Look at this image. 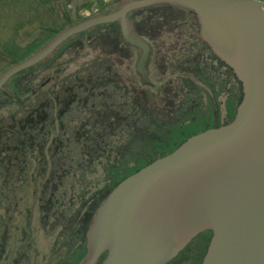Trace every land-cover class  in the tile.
Returning <instances> with one entry per match:
<instances>
[{"label":"water","instance_id":"water-1","mask_svg":"<svg viewBox=\"0 0 264 264\" xmlns=\"http://www.w3.org/2000/svg\"><path fill=\"white\" fill-rule=\"evenodd\" d=\"M115 8L67 25L31 55L0 72V91L18 73L73 36L116 24L137 51L147 80L151 47L130 15L151 7L186 11L197 40L233 74L241 99L233 119L188 137L125 177L99 202L78 264H169L199 235L210 239L199 264H264V2L114 0Z\"/></svg>","mask_w":264,"mask_h":264},{"label":"trees","instance_id":"trees-1","mask_svg":"<svg viewBox=\"0 0 264 264\" xmlns=\"http://www.w3.org/2000/svg\"><path fill=\"white\" fill-rule=\"evenodd\" d=\"M178 11L184 12L190 19L184 10L163 6L140 10L130 15L132 18L136 13L144 14L140 19L133 20L135 32L155 43L153 56L162 58V67L169 74V79L152 95L137 82L133 86L135 91L129 101L130 107L126 109L124 106L121 108L114 97L118 85L116 64L124 48L116 24L95 27L94 30L73 36L50 58L16 74L10 80L6 89L9 88L12 96L22 98L27 95L29 98L17 102L13 113L0 117V210L3 211L0 215V264L29 262L24 251L29 248L31 240L18 247L9 246L12 227L2 226V220L6 218L11 223L14 221L15 217L13 214L9 215V212L21 205L22 194L27 193L30 183V196L36 198L38 203L40 215L37 220L42 225L51 221L56 225V238L62 252L54 264H78L85 253L84 235L90 217L108 192L125 177L173 151L187 137L211 127L206 120L216 111L220 93L226 94L227 83L222 82L218 71L213 67L209 49L190 35L191 30L194 31L191 23L186 26L181 23L180 26L184 16L177 15ZM92 30L97 33L90 34L89 37L88 33ZM167 32L172 39H164L163 35ZM83 40L92 43L90 48L97 52L96 58L85 64L89 66L69 75L56 72V76L51 77L53 84L49 86H57L61 90L58 92L59 100L55 101L58 105L62 95L88 97L85 101L87 104L77 96L70 98L71 106L75 102L88 105L84 106L87 107L84 112L87 118L80 126L74 123L71 132H65L68 138L61 144L62 147L59 146L53 161L55 171L48 170L47 173L33 175L23 172L27 160L36 162L40 159V133L32 123L36 118L33 106L36 103L35 90L40 84L25 90L35 82L31 74L53 65L64 48L71 49L75 45L85 48ZM27 47L24 54H28L31 49V46ZM222 67L225 72L230 71L226 66ZM231 79L232 114L229 120L241 99L240 85L233 75ZM167 84L170 88L164 89ZM71 91L73 92L70 94ZM0 95H3V91ZM101 102H104V107L98 109ZM11 105L15 106L14 103ZM22 107H25V115L21 113ZM22 120L26 122L22 123ZM23 186H27L25 190L22 189ZM26 221L29 219L24 221L28 225L29 222ZM20 230L25 238H29L26 227ZM191 245L193 248H190ZM4 253H7V259L3 261L1 255ZM202 255L199 250H195L194 244H189L169 264H199Z\"/></svg>","mask_w":264,"mask_h":264},{"label":"rangeland","instance_id":"rangeland-1","mask_svg":"<svg viewBox=\"0 0 264 264\" xmlns=\"http://www.w3.org/2000/svg\"><path fill=\"white\" fill-rule=\"evenodd\" d=\"M115 6L114 0H0V72L13 63V61L17 63L31 55L39 48L42 42L52 36L53 32L59 31V29L87 17L108 13L112 11ZM176 13H181L180 17L184 15L182 11ZM142 16H144L143 13H136L132 18L130 16V18L132 21H135ZM181 23H184L185 26L187 24L190 25V23L192 24V19H188V17L184 15V19L180 21V26H182ZM96 33V31L92 30L89 31L88 35L90 36V34L94 35ZM190 33V35L196 37L195 31L191 30ZM163 37L164 39H172V36L168 32L163 35ZM83 41L85 48L81 49L79 45H75L71 47V49L64 48L59 53L58 58H55L54 64L51 65V68L53 67L52 69L50 67L46 70L42 68L32 73L31 77L35 79V82L33 85H28L25 90L28 91L29 89H33V87L35 88L38 86V83H42L48 76L54 78L53 76H56V72L58 71L59 73L61 72L60 74L65 75L87 67L88 65L85 66V64L93 61L97 56V52L95 49L92 50V48H90V44L92 45V43H88L86 40ZM150 43L155 46V43L151 42V40ZM27 46H31V49L28 54H24L28 48ZM163 53L164 52H162L161 55H163ZM135 55L136 54L133 53L131 59L125 60V58H121L117 61L116 66L118 73H121V77L125 74L127 77L134 78L132 66L136 60ZM61 59H63V61ZM162 61V58L157 57V55L153 56L147 67L149 71V81L154 83L157 88L162 85L169 76V74L166 73L167 71L164 70V66L162 67ZM10 95L9 88L3 90V96L0 95V117H5L13 113L16 110L17 102L21 99L29 98L27 95L22 98L20 96L16 98L17 96L14 97L11 95V98ZM221 95L222 94H220L221 100L219 101L223 102L224 96ZM9 103H15V106ZM219 106V111L224 113V105L219 104ZM30 184L27 188V193H29H25V195L24 193L22 194L21 205L18 208L15 206L14 209L9 212V215L13 214L15 217L14 221L11 223L10 220L8 221L5 218L2 220V225L6 224L12 227L9 246L18 247V245L28 243L29 239L31 240L29 248L24 251L29 258L28 264H54L60 258L62 252L60 242L57 241V230L53 229V231H51V222L42 225L39 220H37L38 215H40L37 209L38 203L30 196L32 183ZM26 187L27 186H23L22 189L25 190ZM2 214L3 211L0 210V215ZM26 219H29V221H26L29 222L28 225H25L24 221ZM22 227L28 229L30 236L27 237L29 238H25L22 235L20 230ZM55 242H57V244H55ZM8 248L10 249V247ZM190 248H193L192 245ZM6 255L7 253L1 255V258H3L2 260H4L5 257L7 259Z\"/></svg>","mask_w":264,"mask_h":264},{"label":"flooded vegetation","instance_id":"flooded-vegetation-1","mask_svg":"<svg viewBox=\"0 0 264 264\" xmlns=\"http://www.w3.org/2000/svg\"><path fill=\"white\" fill-rule=\"evenodd\" d=\"M260 1L264 2V0H260ZM191 25L194 28L193 30L195 31V36H196L195 26L193 23ZM57 32L53 33L52 36L54 34H56ZM50 38H48L44 42H42L41 45H43L45 42H47ZM195 39L197 40L196 37H195ZM146 41L149 43V45L151 47L150 59H152V57L155 53L154 49H153L154 47L150 43V41H148V40H146ZM122 44H123V42H122ZM123 46H124V48H123V54H121V58H125V60L129 59V58L131 59L133 56V53L136 54L135 58L137 57V51L134 48L126 46L124 44H123ZM56 50L54 52H56ZM54 52L49 57H51L54 54ZM210 54H211V52H210ZM49 57H47L46 59H48ZM121 58H119V59H121ZM209 58H210V61L213 60L212 65L218 71L222 82L227 83V86L225 88L226 94H224L223 92L220 93L224 96V101L223 102L219 101V100H221V98H220V96L218 97V99H217L218 101L216 100L218 103V107L216 108V111L213 114H210V118H208V120H206V122L209 123L208 125H210L211 127H215V126H218V124L224 125V124L229 123L234 117V115H233L232 119L229 120L230 119L229 116L232 114V107L230 108V105L232 106V99L230 96V90L232 88L231 77L233 74L231 71L225 72L224 68L222 67L223 64L218 62V60L212 54L210 55ZM150 59L148 61V64L150 62ZM45 60H43L42 62H44ZM42 62H40L39 64H41ZM39 64H37V65H39ZM120 64H121V62H120ZM147 67H148V65H147ZM130 71H131V68H130ZM132 71L134 73V78L133 77L132 78L127 77V76H125V74L123 77H121V73L120 72L117 73L118 85H117V88L114 92L115 93L114 97L118 102L117 104L121 108H122V106H124L125 109L130 107L129 101L133 97V91H135L133 86H136L137 82L140 85V87L142 89H144L146 92H148V94H150V95H152L153 92L155 90H157V87L154 85V83H151L149 81L148 68H147V80L150 83V85H142L140 83V79H139V77L135 71V62L132 66ZM168 79H169V76H168ZM169 82L172 83V81H169ZM51 84H52L51 77L48 76L47 79L44 80L42 83H40V86L36 88L37 91L35 90V92H36V96H35L36 103L33 104V106L35 107L34 112H35L36 118L33 120L32 123H34V126H36L35 130H37L38 133H40L38 135L39 136L38 141L41 143V144L39 143V145H38V148L40 151V153H39L40 159L38 158L36 162L34 160H32V161L27 160V166L25 168H23V170H22L23 172H26V173H29L32 175L38 174L41 172L47 173L48 170H49V172L56 170V167H54L53 161L56 157V154H58L59 146H61V144H63L64 140L66 138H68L67 135L65 134V132H71V130H72L71 127L73 126L74 123H76V126H80L86 117L84 112H85V108H87V107L84 108V106H88V105H84L80 102H78V103L75 102V104H73V106L70 105L71 104L70 98L74 99V96H77V95L71 94L73 91L70 92V94L72 96L69 95L66 97V96L62 95L60 105L55 104V101L59 100L58 92L61 90L57 86L56 87H54V86L50 87L49 85H51ZM7 85L4 87V89L7 87ZM223 86H224L223 83H221V87H223ZM169 88H170V85L167 84L164 89H169ZM228 89H229V92H228ZM2 91H0V92H2ZM102 98H100V99L105 101V99H102ZM104 98H105V96H104ZM78 99L80 101L83 100L85 102L88 100V97L83 96V98L78 97ZM93 99H94V101H96L95 96ZM207 99H210V97L207 96ZM207 101H209V100H207ZM85 104H87V102H85ZM219 104L224 105V108H225L224 113L219 111V107H220ZM102 107H104V102H101L100 104H98V109H101ZM235 109H236V107H235ZM21 113L23 115H25L24 114L25 113V107L21 108ZM234 114H235V110H234ZM211 115H212V117H211ZM21 122L24 123V122H26V120L25 121L22 120ZM211 127H209V128H211ZM193 135H195V134H193ZM34 148H36V147H34ZM36 150H37V148H36ZM24 163H25V161H23V164ZM34 199H36V198H34ZM51 224L52 225H51L50 229H51V231H53V229H56V225L52 221H51ZM2 226H7L9 228V226L6 224H4ZM199 237H200V239H194L190 244H194L195 250H199L204 255L206 247H207L209 239H210V234L208 235L206 233H202L199 235Z\"/></svg>","mask_w":264,"mask_h":264},{"label":"bare ground","instance_id":"bare-ground-1","mask_svg":"<svg viewBox=\"0 0 264 264\" xmlns=\"http://www.w3.org/2000/svg\"><path fill=\"white\" fill-rule=\"evenodd\" d=\"M158 11H159V10H158ZM160 11H161V10H160ZM180 14H181V13H180ZM180 14H179V15H180ZM177 15H178V14H177ZM188 15H189V14H188ZM183 16H184V15H183ZM189 16H190V15H189ZM190 17H191V16H190ZM101 28H102V27H101ZM103 28H104V27H103ZM93 30H94V29H93ZM98 31H99V30H98ZM104 31H105V30H104ZM102 33H103V32H102ZM111 33H112V32H111ZM99 35H100V34H99ZM108 35H109V33H108ZM92 36H93V35H92ZM80 37H82V36H80ZM89 37H90V36H89ZM112 37H113V36H112ZM86 38H87V37H86ZM101 38H102V37H101ZM160 38H161V37H160ZM88 41H89V40H88ZM72 43H73V42H72ZM72 43H71V44H72ZM64 45H65V44H64ZM61 48H62V47H61ZM81 49H82V48H81ZM59 51H60V49H59ZM64 51H65V50H64ZM56 52H57V50H56ZM64 53H65V52H64ZM81 55H82V54H81ZM61 56H62V55H61ZM49 58H50V57H49ZM86 58H87V57H86ZM51 59H53V58H51ZM63 59H64V58H63ZM63 59H61V60L63 61ZM84 59H85V58H84ZM87 59H88V58H87ZM85 60H86V59H85ZM89 60H90V59H89ZM48 61H50V60H48ZM48 61H47V62H48ZM62 61H61V62H62ZM57 62H58V61H57ZM83 62H84V61H83ZM83 62H82V63H83ZM45 63H46V62H45ZM85 63H86V62H85ZM87 63H88V62H87ZM87 63H86V64H87ZM57 65H58V64H57ZM88 66H89V65H88ZM50 68H51V66H50ZM52 68H53V67H52ZM52 68H51V69H52ZM57 68H58V66H57ZM48 69H49V68H48ZM45 70H46V69H45ZM74 70H75V69H74ZM76 70H77V69H76ZM65 71H66V70H65ZM68 72H69V71H68ZM41 73H42V72H41ZM54 74H55V73H54ZM68 75H69V74H68ZM68 75H67V76H68ZM53 77H54V76H53ZM65 78H66V77H65ZM174 78H175V77H174ZM11 80H12V79H11ZM64 80H65V79H64ZM65 82H66V81H65ZM29 84H30V83H29ZM48 84H49V83H48ZM48 84H47V85H48ZM52 84H53V83H52ZM61 84H62V83H61ZM47 85H46V86H47ZM50 87H51V86H50ZM36 91H37V90H36ZM23 93H24V92H23ZM2 96H3V95H2ZM26 99H27V98H26ZM22 103H23V102H22ZM14 104H15V103H14ZM10 105H11V104H10ZM3 108H4V107H3ZM5 108H6V107H5ZM18 108H19V107H18ZM30 108H31V107H30ZM31 109H33V108H31ZM4 110H5V109H4ZM11 111H12V109H11ZM10 114H11V113H10ZM19 117H20V116H19ZM9 119H10V118H9ZM5 121H6V119H5ZM4 128H5V126H4ZM4 132H5V131H4ZM13 132H14V131H13ZM11 133H12V132H11ZM3 134H4V133H3ZM9 134H10V133H9ZM23 135H24V134H23ZM11 136H12V135H11ZM17 136H18V135H17ZM25 139H26V138H25ZM22 140H23V139H22ZM2 141H3V140H2ZM10 143H11V142H10ZM14 144H15V143H14ZM59 157H60V156H59ZM51 163H52V162H51ZM88 180H89V179H88ZM5 259H6V257H5ZM3 261H4V260H3ZM1 262H2V261H1ZM4 263H5V262H4ZM8 263H9V262H8ZM5 264H6V263H5Z\"/></svg>","mask_w":264,"mask_h":264}]
</instances>
